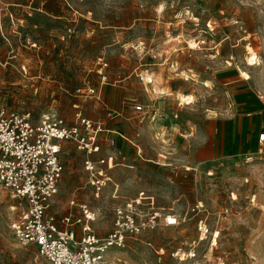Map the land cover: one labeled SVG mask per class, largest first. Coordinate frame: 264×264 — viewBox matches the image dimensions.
<instances>
[{
  "label": "rangeland",
  "instance_id": "obj_1",
  "mask_svg": "<svg viewBox=\"0 0 264 264\" xmlns=\"http://www.w3.org/2000/svg\"><path fill=\"white\" fill-rule=\"evenodd\" d=\"M66 1H10L0 21V107L29 112L35 123L52 110L69 124L79 112L102 120L118 132L105 151L121 150L122 164L95 199L84 154L71 144L50 211L60 220L75 194L106 235L116 208L145 191L174 224L162 220L112 248L115 264H264V147L256 142L264 0ZM135 100L148 112L138 116ZM21 207L0 190V264H51L14 236Z\"/></svg>",
  "mask_w": 264,
  "mask_h": 264
},
{
  "label": "built area",
  "instance_id": "obj_2",
  "mask_svg": "<svg viewBox=\"0 0 264 264\" xmlns=\"http://www.w3.org/2000/svg\"><path fill=\"white\" fill-rule=\"evenodd\" d=\"M12 5L0 0V21L11 12ZM133 107L138 113L145 112L140 102L135 101ZM107 116L115 115L107 111ZM115 133L104 121L81 112L72 124L54 110L43 113L35 123L29 112L0 107V190L22 204L11 223L22 246H35L51 264H115L108 257L112 248H124L130 238L156 229L162 220L174 224L170 216L163 217L162 211L154 207V198L144 192L116 208L113 228L106 235L94 229L97 211L88 203L77 202L75 194L69 201L70 210L60 220L50 211L63 179L64 144L72 143L84 154L87 185L92 197L99 199L113 182L117 155L102 153L107 150L104 142L108 147L116 146ZM259 141L264 142V131ZM145 202L148 210L142 207ZM74 207H79L81 214L73 213ZM199 229L205 235L209 231L205 221L199 222Z\"/></svg>",
  "mask_w": 264,
  "mask_h": 264
},
{
  "label": "crops",
  "instance_id": "obj_3",
  "mask_svg": "<svg viewBox=\"0 0 264 264\" xmlns=\"http://www.w3.org/2000/svg\"><path fill=\"white\" fill-rule=\"evenodd\" d=\"M9 1V0H8ZM11 1V0H10ZM67 2V4L70 6L71 5V2L69 1V0H67L66 1ZM40 4L39 5H43V2H39ZM86 15L87 16H89L87 13H86ZM85 16V15H84ZM98 95V98H100L101 97V90L99 91V93L97 94ZM184 96L185 97H187V95L186 94H184ZM136 102H140V103H142L143 104V102L142 101H140V100H135ZM135 103V102H134ZM133 103V104H134ZM133 104H132V108H133V111L134 112H136L135 111V109H134V107H133ZM145 106V105H144ZM146 108V107H145ZM148 111H146V109H145V112H143V113H138V112H136L137 114H138V116H141V115H143V114H145V113H147ZM247 118H249V117H243V119H242V123H243V125H245L246 124V122H247ZM230 124H232L231 122H227V129L225 130V138L227 139L226 141H228V139H231V135H232V132H230L231 131V128H232V126L230 125ZM230 130H229V129ZM109 129H111V128H109ZM114 130V129H113ZM116 131V130H115ZM261 132H263V131H261ZM260 132V133H261ZM260 133H258L257 134V137H256V142H257V145H258V147L259 148H261V147H264V142L263 143H261L260 141H259V134ZM115 134H118V132H116ZM232 141L231 140H229V143H231ZM71 144L72 143H65L64 144V148H63V151H64V149L65 148H67V147H69V146H71ZM120 150V149H119ZM202 150V148H200L199 149V151H201ZM106 151H103V153H105ZM63 153V152H62ZM102 153V154H103ZM115 154L117 155V165L115 166V169L113 170V181H114V176H115V170H116V168L118 167V166H120L122 163H121V158H122V155H121V150L120 151H117V152H115ZM61 159H62V154H61ZM65 167V166H64ZM84 170V169H83ZM64 171H65V168H64ZM63 177H64V174H63ZM63 180V179H62ZM62 183V182H61ZM60 187H61V185H60ZM141 192H144L145 193V191H140L139 192V194H138V196L140 195V193ZM116 195V194H115ZM146 195V194H145ZM137 196V197H138ZM147 196H149V197H153V198H155L153 195H147ZM136 197V198H137ZM145 205H147L146 204V202H145V204L143 205V206H145ZM142 206V207H143ZM101 235V234H100Z\"/></svg>",
  "mask_w": 264,
  "mask_h": 264
},
{
  "label": "bare ground",
  "instance_id": "obj_4",
  "mask_svg": "<svg viewBox=\"0 0 264 264\" xmlns=\"http://www.w3.org/2000/svg\"><path fill=\"white\" fill-rule=\"evenodd\" d=\"M190 101H188L187 103H189ZM170 219H171V217H170Z\"/></svg>",
  "mask_w": 264,
  "mask_h": 264
}]
</instances>
